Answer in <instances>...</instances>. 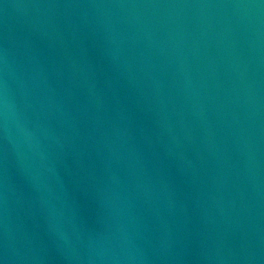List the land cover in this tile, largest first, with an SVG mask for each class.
<instances>
[{
  "label": "water",
  "instance_id": "1",
  "mask_svg": "<svg viewBox=\"0 0 264 264\" xmlns=\"http://www.w3.org/2000/svg\"><path fill=\"white\" fill-rule=\"evenodd\" d=\"M0 264H264V0H0Z\"/></svg>",
  "mask_w": 264,
  "mask_h": 264
}]
</instances>
